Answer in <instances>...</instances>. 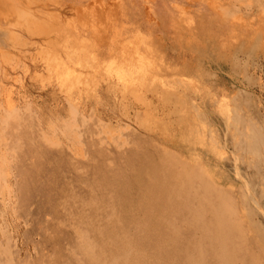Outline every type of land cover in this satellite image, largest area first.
Here are the masks:
<instances>
[{
  "label": "rangeland",
  "instance_id": "1",
  "mask_svg": "<svg viewBox=\"0 0 264 264\" xmlns=\"http://www.w3.org/2000/svg\"><path fill=\"white\" fill-rule=\"evenodd\" d=\"M127 260L264 264V0H0V264Z\"/></svg>",
  "mask_w": 264,
  "mask_h": 264
},
{
  "label": "bare ground",
  "instance_id": "2",
  "mask_svg": "<svg viewBox=\"0 0 264 264\" xmlns=\"http://www.w3.org/2000/svg\"><path fill=\"white\" fill-rule=\"evenodd\" d=\"M182 122H183V121H182ZM187 127H188V126H187ZM188 131H189V130H188ZM228 136H229V135H228ZM58 144H59V143H58ZM118 148H119V147H118ZM106 153H108V152H106ZM78 154H79V153H78ZM80 154H81V153H80ZM234 155H235V154H234ZM82 159H83V158H82ZM160 162H162V161H160ZM155 163H156V161H155ZM151 164H152V163H151ZM151 164H150V165H151ZM158 164H159V163H158ZM162 164H163V163H162ZM162 164H161V165H162ZM111 165H112V164H111ZM159 166H160V165H159ZM113 168H114V167H113ZM152 168H153V167H152ZM159 168L161 169V167H159ZM144 170H145V169H144ZM117 171H118V170H117ZM117 171H116V172H117ZM153 171H154V170H153ZM157 171H158V170H157ZM113 172H114V171H113ZM116 172H115V174H116ZM125 172H126V171H125ZM145 172H146V171H145ZM149 172H151V171H149ZM160 172H162V171H160ZM157 173H158V172H157ZM115 174H113V175H115ZM158 174H159V173H158ZM132 175H134V174H132ZM155 175H156V174H155ZM118 176H119V174H118ZM149 176H151L150 173H149ZM109 177H111V176H109ZM115 177H116V176H115ZM129 177H130V176H129ZM146 177H147V176H146ZM176 177H177V176H176ZM207 177H208V176H207ZM158 178H159V177H158ZM149 179H150V178H149ZM149 179H148V180H149ZM161 179H162V178H161ZM95 181H96V180H95ZM111 181H112V180H111ZM149 181H151V180H149ZM102 182H103V181H102ZM162 182H164V181H162ZM180 182H181V181H180ZM112 183H114V182H112ZM122 183H123V182H122ZM154 183H155V181H154ZM154 183H153V184H154ZM156 183H157V182H156ZM115 184H116V182H115ZM159 184H160V183H159ZM237 184H239V183H237ZM96 185H97V184H96ZM155 185H156V184H155ZM226 185H227V184H226ZM92 186H93V185H92ZM114 186H115V185H114ZM147 186H148V185H147ZM153 186H154V185H153ZM153 186H152V187H153ZM109 187H110V186H109ZM120 187H121V186H120ZM227 187H228V186H227ZM87 188L89 189V187H87ZM99 188H100V187H99ZM139 188H140V187H139ZM153 188H156V187H153ZM153 188H152V189H153ZM96 189H97V188H96ZM156 189H158V188H156ZM159 189H160V188H159ZM97 190H99V189H97ZM101 190H102V189H101ZM133 190H134V189H133ZM170 190H171V189H170ZM142 191H143V190H142ZM156 191H158V190H156ZM156 191H155V192H156ZM191 191H192V190H191ZM257 191H258V190H257ZM99 192H100V191H99ZM152 192H154V191H152ZM164 192H165V191H164ZM88 193H89V191H88ZM92 193H93V192H92ZM105 193H106V192H105ZM146 193L149 194V192H147V191H146ZM181 193H182V192H181ZM246 193H247V192H246ZM250 193H251V192H250ZM94 194H95V193H94ZM99 194H100V193H99ZM110 194H111V193H110ZM112 194H113V193H112ZM112 194H111V195H112ZM144 194H145V193H144ZM150 194H151V193H150ZM158 194H160L159 191H158ZM162 194H163V193H162ZM162 194H161V195H162ZM164 194H165V193H164ZM98 196H99V195H98ZM108 196H109V195H108ZM143 196H144V195H143V193H142V197H143ZM146 196H147V195H146ZM155 196H156V195H155ZM185 196H186V195H185ZM252 196H253V195H252ZM80 197H81V196H80ZM93 197H94V196H93ZM106 197H107V196H106ZM111 197H112V196H111ZM113 197H114V196H113ZM151 197H152V195H151ZM151 197H150V198H151ZM159 197H160V196H157L156 199H158ZM217 197H218V196H217ZM73 198H74V197H73ZM89 198H90V197H89ZM89 198H88V199H89ZM153 198H155L154 195H153ZM163 198H164V197H163ZM178 198H179V197H178ZM99 199H100V198H99ZM105 199H106V198H105ZM109 199H111V198H109ZM200 199H201V197H200ZM90 200H91V199H90ZM113 200H114V199H113ZM150 200H151V199H150ZM162 200H163V199H162ZM202 200H203V199H202ZM261 200H262V199H261ZM80 201H81V200H80ZM100 201H101V200H100ZM111 201H112V200H111ZM111 201H110V204H111ZM145 201H146V199L144 200V203H145ZM151 201H152V200H151ZM154 201H155V200H154ZM157 201H158V200H157ZM184 201H185V200H184ZM82 202H83V201H82ZM84 202H85V201H84ZM95 202H96V201H95ZM149 202H150V201H149ZM149 202L147 201V203H149ZM158 202H160V201H158ZM185 202H187V201H185ZM193 202H195V201H193ZM77 203H78V202H77ZM89 203H90V202H89ZM139 203H140V201H139ZM152 203H153V202H151L150 204H152ZM213 203H214V202H213ZM254 203H255V202H254ZM71 204H72V203H71ZM75 204H76V203H75ZM79 204H80V203H79ZM81 204H82V203H81ZM96 204H97V203H96ZM165 204H166V203H165ZM209 204H210V203H209ZM73 205H74V204H73ZM91 205H93V204H91ZM161 205H162V204H161ZM195 205H196V204H195ZM205 205H206V204H205ZM256 205H257V204H256ZM86 206H87V204H86ZM100 206H101V205H100ZM105 206H106V205H105ZM110 206H111V205H110ZM137 206H138V205H137ZM140 206H141V204H140ZM140 206H139V207H140ZM150 206H151V205H150ZM150 206H148V207H150ZM81 207H82V206H81ZM89 207H90V206H89ZM101 207H102V206H101ZM155 207H156V206H155ZM195 207H196V206H195ZM206 207H207V206H206ZM68 208H69V207H68ZM74 208H75V207H74ZM96 208H97V206H96ZM146 208H147V207H146ZM152 208H154V207H151V209H152ZM157 208H158V206H157ZM160 208H161V207H160ZM192 208H193V207H192ZM198 208H199V207H198ZM200 208H201V207H200ZM207 208H208V207H207ZM84 209H85V208H84ZM166 209H167V208H166ZM259 209H260V208H259ZM87 210H88V209H87ZM98 210H99V209H98ZM144 210H145V212L148 211V210L146 211V209H144ZM159 210H160V209H159ZM159 210H158V211H159ZM169 210H170V209H169ZM195 210H197V209L195 208ZM212 210H214V209H212ZM90 211H91V210H90ZM92 211H93V210H92ZM92 211H91V212H92ZM95 211H96V210H95ZM158 211H157V212H158ZM161 211H163V210H160L159 213H160ZM202 211H203V210H202ZM148 212H149V211H148ZM150 212H151V211H150ZM164 212H165V211H164ZM168 212H169V211H168ZM199 212H200V210H199ZM65 213H66V212H65ZM77 213H78V212H77ZM79 213H80V212H79ZM93 213H94V212H93ZM97 213H98V212H97ZM103 213H104V212H103ZM141 213H142V212H141ZM154 213H156L155 209L153 210V214H154ZM200 213H201V212H200ZM84 214H85V213H84ZM101 214H102V213H101ZM104 214H105V213H104ZM104 214H103V215H104ZM114 214H115V213H114ZM114 214H113V210H112V215H114ZM129 214H130V213H129ZM144 214H145V213H144ZM163 214H164V213H163ZM169 214H170V213H169ZM169 214H168V215H169ZM171 214H172V213H171ZM233 215H234V214H233ZM68 216H69V215H68ZM78 216H79V215H78ZM108 216H109V214H108ZM132 216H133V215H132ZM141 216H142V215H141ZM150 216H151V214H150ZM152 216H153V215H152ZM209 216H210V215H209ZM95 217H96V216H95ZM145 217H146V214H145ZM154 217H155V216H154ZM154 217H153V218H154ZM156 217H158V214L156 215ZM169 217H170V216H169ZM188 217H189V216H188ZM76 218H77V217H76ZM80 218H81V217H79V218H77V219H80ZM96 218H98V217H96ZM99 218H100V216H99ZM112 218H113V217H112ZM161 218H162V217H161ZM211 218H212V217H211ZM72 219H73V218H72ZM87 219H89V218H87ZM145 219H146V218H145ZM156 219H160V218L158 217V218H156ZM163 219H164V218H163ZM98 220H99V219H98ZM101 220H102V219H101ZM140 220H141V219H140ZM146 220H147V219H146ZM172 220H173V219H172ZM207 220H208V218H207ZM73 221H74V220H73ZM79 221H80V220H79ZM115 221H116V219H115ZM129 221H130V220H129ZM131 221H132V219H131ZM131 221H130V222H131ZM148 221H149V219H148ZM148 221H147V222H148ZM150 221H151V220H150ZM190 221H191V220H190ZM69 222H70V221H69ZM71 222H72V221H71ZM75 222H76V221H75ZM81 222H82V221H81ZM92 222H93V221H92ZM96 222H97V221H96ZM102 222H103V221H102ZM153 222H154V221H153ZM160 222H161V221H160ZM169 222H170V221H169ZM87 223H88V222H87ZM109 223H110V222H109ZM112 223H113V222H112ZM112 223H111V224H112ZM133 223H134V222H133ZM155 223H157V222H155ZM161 223H162V222H161ZM207 223H208V222H207ZM73 224H74V223H73ZM75 224H76V223H75ZM92 224H93V223H92ZM111 224H110V225H111ZM120 224H121V223H120ZM136 224H137V223H136ZM150 224H151V223H150ZM78 225H79V224H78ZM89 225H90V224H89ZM141 225H142V223H141ZM161 225H162V224H161ZM205 225H206V223H205ZM70 226H71V225H70ZM80 226H81V224H80ZM90 226H92V225H90ZM105 226H106V225H105ZM118 226H119V225H118ZM139 226H140V225H139ZM144 226H145V225H144ZM154 226H155V225H152V227H150V228H153V229H154V228H155ZM158 226H159V224H158ZM169 226H170V225H169ZM66 227H67V226H66ZM72 227H73V226H72ZM72 227H71V229H72ZM84 227H85V226H84ZM101 227H102V226H101ZM119 227H120V226H119ZM119 227H118V228H119ZM148 227H149V226H148ZM156 227H157V226H156ZM187 227H188V226H187ZM64 228H65V227H64ZM112 228H113V227H112ZM121 228H122V227H121ZM143 228H144V227H143ZM162 228H163V227H162ZM181 228H182V227H181ZM65 229H66V228H65ZM99 229H100V228H99ZM157 229H158V228H157ZM168 229H169V228H168ZM168 229H167V230H168ZM206 229H207V227H206ZM208 229H209V228H208ZM208 229H207V230H208ZM88 230H89V229H88ZM92 230H94V229L92 228ZM96 230H97V229H96ZM101 230H102V229H101ZM121 230H122V229H121ZM149 230H150V229H149ZM151 230H152V229H151ZM158 230L161 231L160 229H158ZM214 230H215V229H214ZM217 230H218V229H217ZM78 231H79V230H78ZM78 231L76 230V233H77ZM122 231H123V230H122ZM190 231H191V230H190ZM82 232H84V231L82 230ZM95 232H96V231H95ZM120 232H121V231H120ZM123 232H124V231H123ZM126 232H127V231H126ZM136 232H137V230H136ZM143 232H144V231H143ZM151 232H152V231H151ZM70 233H71V232H70ZM88 233H89V232H88ZM102 233H103V232H102ZM208 233H209V232H208ZM212 233H213V232H212ZM143 234H145V233H143ZM153 234H155V233H153ZM158 234H159V233H158ZM165 234H166V233H165ZM203 234H204V233H203ZM248 234H249V233H248ZM92 235H93V234H92ZM95 235H96V234H95ZM115 235H116V234H115ZM169 235H170V234H169ZM178 235H179V234H178ZM79 236H80V235H79ZM88 236H89V235H88ZM118 236H119V235H118ZM151 236H152V235H151ZM151 236H150V237H151ZM160 236H161V235H160ZM160 236H159V237H160ZM163 236H166V235H163ZM76 237H77V236H76ZM94 237H95V236H94ZM123 237H124V236H123ZM133 237H134V236H133ZM152 237H154V236H152ZM166 237H167V236H166ZM80 238H81V237H80ZM80 238H79V239H80ZM85 238H86V237H85ZM85 238H84V239H85ZM92 238H93V237H92ZM95 238H96V237H95ZM105 238H106V237H105ZM144 238H145V237H144ZM178 238H179V237H178ZM198 238H199V237H198ZM74 239H75V238H74ZM99 239H100V238H99ZM99 239H97V240H99ZM103 239H104V238H103ZM137 239H138V238H137ZM157 239H158V238H157ZM157 239H156V240H157ZM160 239H161V238H160ZM186 239H187V238H186ZM196 239H197V238H196ZM218 239H219V238H218ZM75 240H76V239H75ZM166 240H167V238H166ZM171 240H172V239H171ZM178 240H179V239H178ZM183 240H184V239H183ZM198 240H199V242H200V239H198ZM198 240H197V242H198ZM213 240H214V239H213ZM83 241H84V240H83ZM102 241H103V240H102ZM147 241H148V240H147ZM161 241H162V240H161ZM164 241H165V240H164ZM164 241H163V242H164ZM194 241H195V240H194ZM105 242H106V241H105ZM110 242H111V241H110ZM139 242H140V241H139ZM141 242H142V241H141ZM191 242H192V241H191ZM210 242H211V241H210ZM214 242H215V241H214ZM74 243H75V242H74ZM74 243H73V244H74ZM77 243H79V242H77ZM82 243H83V242H82ZM84 243H86V242H84ZM87 243H88V242H87ZM157 243H158V242H157ZM157 243H156V244H157ZM161 243H162V242H161ZM98 244H99V241H98ZM101 244H102V243H101ZM110 244H111V243H110ZM128 244L130 245V243H128ZM150 244H151V243H150ZM186 244H187V243H186ZM198 244H199V243H198ZM76 245H77V244H76ZM78 245H79V244H78ZM92 245H93V244H92ZM99 245H100V244H99ZM102 245H104V243H103ZM102 245H100V246H102ZM107 245H108V242H107ZM113 245H114V244H113ZM125 245H126V244H125ZM133 245H134V244H133ZM146 245H147V244H146ZM154 245H155V244H154ZM166 245H167V244H166ZM171 245H172V244H171ZM191 245H192V244H191ZM194 245H195V244H193V246H194ZM87 246H88V245H87ZM96 246H97V245H96ZM155 246H157V245H155ZM79 247H80V246H79ZM91 247H92V246H91ZM97 247H98V246H97ZM111 247H112V249H113V246H111ZM157 247H158V246H157ZM162 247H163V246H162ZM197 247H198V245H197ZM197 247H196V248H197ZM107 248H108V247H107ZM109 248H110V247H109ZM115 248H116V246H115ZM129 248H130V247H129ZM131 248H132V247H131ZM138 248H140V247H138ZM171 248H172V247H171ZM188 248H189V247H188ZM64 249H65V248H64ZM78 249H79V248H78ZM87 249H88V248H87ZM94 249H95V248H94ZM175 249H176V248H175ZM179 249H180V248H179ZM83 250H84V249H83ZM159 250H160V248H159ZM187 250H188V249H187ZM117 251H118V248H117ZM117 251H116V252H117ZM134 251H135V247H134ZM153 251H154V250H153ZM157 251H158V250H157ZM168 251H170V250H168ZM194 251H195V250H194ZM96 252H97V251H96ZM100 252H101V251H100ZM122 252H123V251H122ZM124 252H125V251H124ZM124 252H123V253H124ZM132 252H133V251H132ZM151 252H152V251H151ZM179 252H180V251H179ZM184 252H185V251H184ZM195 252H196V251H195ZM69 253H71V252H69ZM103 253H104V252H103ZM129 253H130V251H129ZM129 253H125V254H121V253H120L121 255H120V254H118V255H120V256H122V255H126V254L129 255ZM135 253H136V251H135ZM145 253H146V251H145ZM187 253H188V252H187ZM91 254H92V253H91ZM107 254H108V253H107ZM140 254H141V253H140ZM143 254H144V253H143ZM199 254H200V253H199ZM201 254H202V253H201ZM111 255H112V254H111ZM115 255H116V254H115ZM130 255H131V254H130ZM138 255H139V252H138ZM152 255H153V253H152ZM203 255H204V254H203ZM203 255H202V256H203ZM212 255H213V254H212ZM107 256H108V255H107ZM135 256L137 257V255H135ZM157 256H158V255H157ZM182 256H183V254H182ZM69 257H70V256H69ZM93 257H94V256H93ZM93 257H91V258H93ZM113 257H114V256H113ZM113 257H112V258H113ZM122 257H123V256H122ZM133 257H134V256H133ZM142 257H143V256H142ZM150 257H152V256H150ZM150 257H149V260H150ZM165 257H166V256H165ZM167 257H168V256H167ZM185 257H186V256H185ZM192 257H193V256H192ZM196 257H197V256H196ZM79 258H80V257H79ZM83 258H84V257H83ZM105 258H106V257H105ZM114 258H115V257H114ZM125 258H126V257H125ZM125 258H124V259H125ZM129 258H130V256H129ZM143 258H144V257H143ZM160 258H161V257H160ZM198 258H199V257H198ZM202 258H203V257H202ZM217 258H218V257H217ZM10 259H11V257H10ZM63 259H64V258H63ZM80 259H81V258H80ZM87 259H89V258H87ZM97 259H98V258H97ZM122 259H123V258H122ZM126 259H127V258H126ZM139 259H140V258H139ZM153 259H154V258H153ZM190 259L192 260V258H190ZM47 260H48V259H47ZM72 260H73V259H72ZM84 260H85V259H84ZM130 260H131V259H130ZM173 260H174V259H173ZM229 260H230V259H229ZM9 261H10V260H9ZM74 261H75V260H74ZM87 261H88V260H87ZM87 261H86V262H87ZM89 261H90V259H89ZM102 261H103V260H102ZM107 261H108V260H107ZM107 261H106V263H107ZM109 261H110V260H109ZM109 261H108V262H109ZM120 261H121V260H120ZM123 261L125 262V260H123ZM199 261H200V260H199ZM203 261H204V258H203ZM94 262H95V261H94ZM110 262H111V261H110ZM112 262H113V261H112ZM118 262H119V261H118ZM124 262H122V263H124ZM127 262H128L127 264H129V261H128V260H127ZM153 262H155V261H153ZM157 262H158V261H157ZM205 262H206V261H205ZM11 263H12V262H10V264H11ZM76 263H77V262H76ZM95 263H96V262H95ZM113 263H114V262H113ZM125 263H126V262H125ZM155 263H156V262H155ZM189 263H190V262H189ZM220 263H221V262H220ZM92 264H93V262H92ZM102 264H103V263H102ZM110 264H111V263H110ZM135 264H137V263H135ZM158 264H159V263H158ZM190 264H191V263H190ZM202 264H203V263H202ZM205 264H206V263H205Z\"/></svg>",
  "mask_w": 264,
  "mask_h": 264
}]
</instances>
